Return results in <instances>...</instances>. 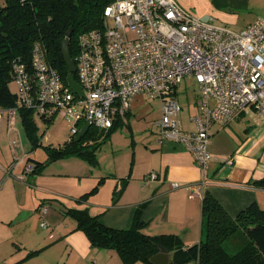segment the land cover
<instances>
[{"label":"crops","instance_id":"obj_1","mask_svg":"<svg viewBox=\"0 0 264 264\" xmlns=\"http://www.w3.org/2000/svg\"><path fill=\"white\" fill-rule=\"evenodd\" d=\"M176 1L200 18L235 31L264 17V0ZM197 98L198 88L186 110L179 103L177 118L183 130H195L190 115L196 111ZM120 121L117 128L122 124L131 127L129 117ZM212 133L209 150L214 159L205 173V191L233 216L252 202L264 208V187L252 184L264 178V115L254 108L242 110L226 125L215 123ZM123 147L121 155L105 164L100 157L90 162L71 155L47 162L38 171H27L28 164L44 161L46 153L43 160L33 158L34 147L21 118L17 116L10 127L3 115L0 264H123L114 249L91 246L86 235L75 228V219L66 213L69 209H87L103 224L126 229L141 207L145 233H174L185 245L204 239L203 195H192L189 188L194 185L196 192L201 178L192 152L179 141L162 139L159 129L134 135ZM224 157H232V163H223ZM153 171L156 178H146ZM173 182L179 186L173 187ZM94 187L96 191L81 200ZM44 205L48 209L42 213ZM43 221L47 226L41 225Z\"/></svg>","mask_w":264,"mask_h":264},{"label":"built area","instance_id":"obj_2","mask_svg":"<svg viewBox=\"0 0 264 264\" xmlns=\"http://www.w3.org/2000/svg\"><path fill=\"white\" fill-rule=\"evenodd\" d=\"M102 17V27L77 38L75 79L83 94L62 80L36 42L29 64L13 60L16 104L0 107V119L6 115L11 127L19 108L33 109L45 120L61 115L73 121L72 138L86 121L89 128L109 130L115 120H125L133 97L145 93L160 101L155 124L161 138L179 141L192 152L201 178L196 192L194 185L189 188L192 195H203L214 159L209 150L213 125H226L248 108L264 115V17L235 31L200 18L176 0H113ZM184 77H194L198 88L192 131L183 130L177 118L174 94ZM221 161L231 164L232 157ZM156 176L153 171L146 178Z\"/></svg>","mask_w":264,"mask_h":264},{"label":"trees","instance_id":"obj_3","mask_svg":"<svg viewBox=\"0 0 264 264\" xmlns=\"http://www.w3.org/2000/svg\"><path fill=\"white\" fill-rule=\"evenodd\" d=\"M112 1L0 0V107L8 108L16 104V93L9 87L12 63L19 57L29 64L36 42L44 47L48 61L66 81L68 71L61 44L67 30L71 29L69 50L74 60L78 35L102 27L103 11ZM32 114L33 109L18 110L24 131L36 146L41 142L35 132ZM51 120L47 119V122ZM120 123V120H115L107 132H113ZM96 130L90 127L79 141H75L73 136L58 146H45L46 159L34 165L33 171L40 170L47 162L71 155L95 162L96 143L92 138ZM252 184L264 187V178L252 181ZM96 189L94 187L84 193L81 200ZM140 208H137L131 226L126 229L103 224L98 216L91 215L87 209H69L66 213L75 219V228L86 235L91 246L114 249L123 264L138 261L155 264L150 258L158 252V245L171 255L169 264H264V208L257 202L250 203L233 216L206 190L202 197L205 236L191 245H185L174 233H145Z\"/></svg>","mask_w":264,"mask_h":264},{"label":"rangeland","instance_id":"obj_4","mask_svg":"<svg viewBox=\"0 0 264 264\" xmlns=\"http://www.w3.org/2000/svg\"><path fill=\"white\" fill-rule=\"evenodd\" d=\"M9 87L14 94L17 92V86L13 80H10ZM177 87L178 101L182 105V109L186 110L187 103L194 101L196 96V80L194 77H184ZM32 115L36 124L35 132L41 144L33 146L34 150L31 153L33 154V158L43 160L45 157V146H58L70 137V128L73 121L61 115H56L50 122H47V120L41 118L34 110ZM159 115V99L151 98L145 93L136 94L131 102L130 113L126 116L131 121L130 128L122 124L113 132H107L101 129L96 130L92 138L96 143L94 148L96 147V151L98 152L96 159L100 157L103 160V164L107 163V161L111 162L117 154H122L124 143L131 140L132 136L134 137L135 135L138 137L146 131L148 133H151V131L156 133L158 126L154 125V123Z\"/></svg>","mask_w":264,"mask_h":264},{"label":"water","instance_id":"obj_5","mask_svg":"<svg viewBox=\"0 0 264 264\" xmlns=\"http://www.w3.org/2000/svg\"><path fill=\"white\" fill-rule=\"evenodd\" d=\"M70 34H71V29H68L66 37L62 40V44H61L63 59L66 63L67 71H68V74L66 76V81L68 85L75 92L83 94L82 87L75 79V63L69 50ZM88 128H89V122L86 121L79 130V132L74 136V140L79 141L86 134ZM170 259H171V255L161 245H158V252L152 255L150 258V260L155 264H169Z\"/></svg>","mask_w":264,"mask_h":264}]
</instances>
